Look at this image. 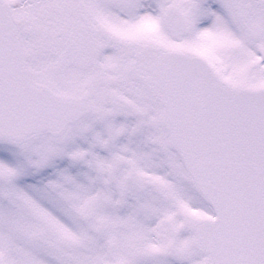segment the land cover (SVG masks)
I'll list each match as a JSON object with an SVG mask.
<instances>
[{"label": "snow or ice", "instance_id": "obj_1", "mask_svg": "<svg viewBox=\"0 0 264 264\" xmlns=\"http://www.w3.org/2000/svg\"><path fill=\"white\" fill-rule=\"evenodd\" d=\"M0 264H264V0H0Z\"/></svg>", "mask_w": 264, "mask_h": 264}]
</instances>
